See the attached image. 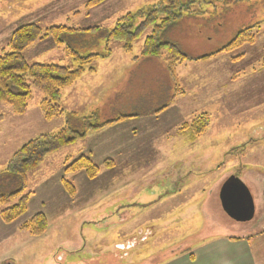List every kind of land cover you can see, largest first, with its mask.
Masks as SVG:
<instances>
[{
	"label": "rangeland",
	"instance_id": "rangeland-1",
	"mask_svg": "<svg viewBox=\"0 0 264 264\" xmlns=\"http://www.w3.org/2000/svg\"><path fill=\"white\" fill-rule=\"evenodd\" d=\"M89 1L0 0V55L9 52L12 34L24 25L108 28L126 14L135 15L137 24L156 0H104L86 10ZM229 8L221 31L202 29L199 19L183 20L167 31L169 40L197 57L224 45L242 26L260 24L253 44L200 61L212 70L209 77L198 76L200 62L172 69L164 58L154 59V67L134 64L146 60H132L140 56L143 37L132 54L112 43L110 58L95 60L92 70L65 88L58 102L61 118H45L41 105L46 99L34 89L22 115L0 103V174L24 144L59 132L74 117L93 113L88 124L94 126L104 117L141 115L171 104L161 116L128 118L91 131L82 142L49 156L30 176L27 212L11 224L0 216V264H169L174 254L191 255L192 263L201 264L215 241L248 235L257 243L256 233L264 253L262 200L247 223L232 220L222 205L209 204L228 173L238 176L254 198L264 179V74L259 73L264 68V0H233ZM73 40L64 35L61 46L53 37L44 38L27 49L25 58L30 64L69 65L64 48ZM98 42L96 47L92 42V50L104 54L105 42ZM203 115L210 124L196 137L191 124ZM81 156L99 166L97 178L66 171ZM108 160L114 166L107 167ZM8 179H1L0 193L15 189ZM63 180L75 188L74 196ZM38 213L48 219L47 232L40 237L22 232L20 227ZM232 257L221 255L214 262L232 264Z\"/></svg>",
	"mask_w": 264,
	"mask_h": 264
},
{
	"label": "trees",
	"instance_id": "trees-1",
	"mask_svg": "<svg viewBox=\"0 0 264 264\" xmlns=\"http://www.w3.org/2000/svg\"><path fill=\"white\" fill-rule=\"evenodd\" d=\"M103 1L90 0L86 3L85 8L89 10L100 5ZM234 1L239 2V0ZM232 2L233 0H156L141 13L142 17L139 23L136 24L137 17L135 15L126 14L108 28L76 29L65 26L43 28L38 24L24 25L12 34L8 44L9 52L0 55V103L9 104L17 114L22 115L28 107L34 89L41 92L46 99L43 104L41 103V111L45 118L47 120L61 118L64 115V110L58 105V102L62 91L76 83L86 72L92 70L91 66L95 60L110 58L113 53L112 43L118 44L125 54H132L135 44L144 37L140 56H133L132 60L137 62L140 59L164 58L170 69L177 68L186 62L206 61L221 53H232L245 44H253L256 36L253 30L260 24L251 23L242 26L220 48L202 53L197 57L189 56L180 48L178 41L167 38V31L176 29L186 18L204 20L202 29L203 26H206V28L211 27L213 31H221V28L223 30L222 22L226 19L227 10L230 9L229 6ZM213 21H215L214 27L211 26ZM64 35L74 37V40L71 41L73 45L67 44L64 48L66 56L70 57L69 60L71 59L69 65L30 64L27 62L25 52L34 43L47 37H53L62 46L66 44L63 41ZM86 39H91V41L88 42ZM101 39L105 42L106 50L104 54H96L92 50L94 46L92 42H95L94 47H96ZM75 47L76 49H74ZM91 114L68 120L65 127L59 132L42 134L30 140L9 159L3 174H0V181L2 178H10L8 180L13 182L16 187L10 192L0 193V216L5 223H13L27 212L31 194L24 195V193L29 187L30 176L41 168L49 156L82 142L91 131L97 132L120 121L136 117H104L102 121L99 120L93 126L88 124V120L93 119ZM209 124L210 119L207 115L194 120L191 127L195 136L202 135ZM104 164L107 167L114 166L113 161L110 160L105 161ZM66 171L84 172L89 179H95L100 174L99 166L86 156H81L70 163ZM63 186L70 196L75 195V188L72 184L63 180ZM48 226L46 215L38 213L20 228L24 233L40 237L47 232Z\"/></svg>",
	"mask_w": 264,
	"mask_h": 264
},
{
	"label": "crops",
	"instance_id": "crops-1",
	"mask_svg": "<svg viewBox=\"0 0 264 264\" xmlns=\"http://www.w3.org/2000/svg\"><path fill=\"white\" fill-rule=\"evenodd\" d=\"M194 19L195 18H188V19L186 18L185 20H194ZM199 20L202 23H204V20H202V19H199ZM198 25H200V23ZM208 25H209V21H208ZM173 30H175V29H173ZM147 60L139 61V62L134 63V64H148L151 67L156 66V62H157L156 60H154V59H147ZM198 64H199V65H197L198 76L200 78H202V76L208 75V77H209L211 75L212 70L208 69V67L205 65H201L202 64L201 62ZM199 66H202V67H199ZM164 68L165 67L163 66V70H164ZM259 73L264 74V68L261 69V71ZM170 90L171 89H169L168 92H170ZM168 92L165 95H169ZM169 106H171L170 101L167 102L166 105H163L160 108L155 109L153 111H148V112H145L141 115L134 114V115H130V116H136V117L144 116V117L156 118L157 116H161V113L165 110V108H169ZM83 115H86V114H83ZM109 118H113V115L109 116ZM193 143L194 142H192L191 144H193ZM233 175L234 174H232V173H228L227 178L220 182L219 187L216 191V195L212 196V199L210 200L209 204L212 201H214L216 205L221 207L220 200H219V189L222 188L225 181L227 179H229L230 176H233ZM241 178H243V177H241ZM261 200L264 204V179H263L262 190H261V192H258V196L255 198V206L256 207ZM251 237L252 236L245 235L241 238L235 239V238L228 237V239H221L220 241H215L212 249L209 251L207 256H204V254L202 255V258L200 260L201 264H215L214 261H218L220 259L221 255H229V254L233 255L232 264H235L236 261L238 262V264H256L255 259L258 260V264H261L262 258L264 257V253L262 251V246H261L262 239H261L259 233H256L254 235L255 240H257V243L254 240H252ZM232 242H234V243H232ZM127 245H129V243H127ZM118 246L119 247H126L123 244L118 245ZM58 257H60V256H58ZM64 257H65V254L61 258L63 259ZM192 257L193 256L186 255V254H182L179 256L174 254L172 256V258L169 260V262H170L169 264H195V263H192ZM167 262H166V264H168Z\"/></svg>",
	"mask_w": 264,
	"mask_h": 264
},
{
	"label": "water",
	"instance_id": "water-1",
	"mask_svg": "<svg viewBox=\"0 0 264 264\" xmlns=\"http://www.w3.org/2000/svg\"><path fill=\"white\" fill-rule=\"evenodd\" d=\"M222 208L231 219L239 223L250 222L255 217V204L247 186L236 177H230L220 192Z\"/></svg>",
	"mask_w": 264,
	"mask_h": 264
},
{
	"label": "flooded vegetation",
	"instance_id": "flooded-vegetation-1",
	"mask_svg": "<svg viewBox=\"0 0 264 264\" xmlns=\"http://www.w3.org/2000/svg\"><path fill=\"white\" fill-rule=\"evenodd\" d=\"M129 246H131V245H129Z\"/></svg>",
	"mask_w": 264,
	"mask_h": 264
}]
</instances>
